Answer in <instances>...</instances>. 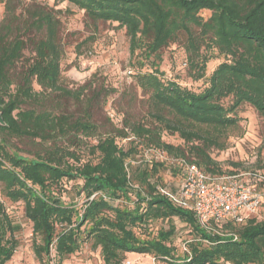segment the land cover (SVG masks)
<instances>
[{"label": "trees", "instance_id": "1", "mask_svg": "<svg viewBox=\"0 0 264 264\" xmlns=\"http://www.w3.org/2000/svg\"><path fill=\"white\" fill-rule=\"evenodd\" d=\"M67 1L94 23L117 22L125 27L133 56L158 54L184 31L189 50L198 53L199 39L208 38L226 59L201 91L165 80L160 62L154 61L152 70H141L137 76L138 85L148 94L153 122H126L100 133L90 109L103 91L106 94L103 87L87 98L82 116L75 117L54 102L71 96L82 102V96L88 95L86 86L69 88L63 78L60 21L49 11L37 10L28 28L34 25L41 35L26 39L14 33L18 16L11 0H6L9 19L0 27V112L6 122L0 125V183L6 198L24 203L33 232L41 239L34 242L37 258L50 256L51 250L55 257L64 258L91 239L106 264H121L129 252L151 254L167 264H264V219L246 215L240 222L228 219L216 225V231H208L191 209L168 194L178 190L184 171L178 183L164 182L159 174L162 162L136 159L143 144L185 158L190 153L194 159L189 162L214 176L242 173L224 172L210 151L228 148L235 132L244 135L238 115L243 103L258 111L264 131V0ZM203 10L212 12L209 18L200 15ZM191 24L200 28V36L194 35ZM30 45L32 54L18 70ZM208 61L203 56L196 78L205 76ZM229 97L232 100L226 105ZM164 131L178 133L189 149L164 141ZM96 135L97 142L87 145L95 159L83 160L80 149L85 139ZM131 136V142H138L130 147L118 141ZM16 141H29L33 149L24 150ZM247 173L251 175L246 178L261 175ZM65 180L81 181L76 185L77 193L86 199L81 207L63 199L60 190ZM258 185L263 187L264 180ZM174 218L186 222L193 235L180 255L174 245ZM153 220L170 226L152 232L148 226ZM18 228L0 205V264L11 260L18 246L14 236Z\"/></svg>", "mask_w": 264, "mask_h": 264}, {"label": "rangeland", "instance_id": "2", "mask_svg": "<svg viewBox=\"0 0 264 264\" xmlns=\"http://www.w3.org/2000/svg\"><path fill=\"white\" fill-rule=\"evenodd\" d=\"M17 19L13 23L14 33L20 32L27 39L28 37H39L41 32L32 25L35 13L44 9L54 14L60 21V37L64 49L61 63L62 75L69 88L77 89L86 86V94L83 101L75 96L57 97L54 102L59 108L75 117L82 116L86 112L87 98L91 97L95 90L101 87L106 90L98 96L90 109L93 121L99 126L100 133L107 132L113 127H123L126 122H141L151 124L153 117L149 107L148 94H146L137 83L139 71L152 70L154 61L160 62V70L164 73L165 80H175L181 85L195 91H201L207 84V79L219 63L226 59L219 55L218 49L213 47L207 38L200 41L198 53L195 49L189 50L190 41L184 31L177 33V36L164 46L158 54H152L146 58L142 54L133 56L130 51V41L126 34L125 27L117 22H92L85 11L72 5L67 0H11L10 2ZM211 11L203 10L200 15L205 19L209 18ZM9 15L6 8V0L0 1V27L8 22ZM194 35L200 36V28L191 24ZM32 54L31 45L25 51L24 61H20L17 69L21 70L26 60ZM203 56H208L205 76L196 78L200 73V64ZM35 89L40 87L35 83ZM231 98H226L227 105ZM238 115L241 117V127L244 135L240 136L235 132L229 140V146L225 150L212 149L210 154L217 161L224 172L256 171L264 175V141L263 119L258 111L249 103H243ZM97 135L85 139L81 147L82 159L87 160L95 156L90 154L88 146L97 142ZM164 141L181 148L189 149L186 142L178 133L164 131ZM133 136L127 139H118L125 147L138 142ZM24 150L33 149V143L29 141H16ZM139 153L136 159H152L162 162L159 174L164 182L178 183L184 171L183 160L191 161L194 156L190 153L188 158L171 155L161 149L147 147L143 144L138 146ZM81 181L63 182L60 190L63 199L68 202L74 200L81 207L85 202L83 194H78L76 185ZM0 205H3L12 221L19 225L14 236L18 246L6 264H51L52 259L56 264H106L101 254L100 247H95L93 240L87 239L82 243L80 250L64 258H57L53 250L48 257L38 259L34 251V242H40V237L33 232V224L26 217L23 202H12L2 194L0 183ZM258 219H264V204L254 214ZM173 225L176 227L174 245L176 254L180 255L187 250V240L192 238L190 227L179 218H174ZM170 224L163 220H153L148 229L156 232L159 228H169ZM144 229L138 228V232L145 235ZM167 264L163 260L155 259L151 254H140L129 252L125 255L121 264Z\"/></svg>", "mask_w": 264, "mask_h": 264}, {"label": "built area", "instance_id": "3", "mask_svg": "<svg viewBox=\"0 0 264 264\" xmlns=\"http://www.w3.org/2000/svg\"><path fill=\"white\" fill-rule=\"evenodd\" d=\"M183 164L180 186L168 194L181 207L191 209L199 225L208 231H216V225L228 219L240 222L246 215L256 214L264 202V186L258 185L264 175L246 178L251 173L242 172L214 176L195 162ZM51 264H56L54 259Z\"/></svg>", "mask_w": 264, "mask_h": 264}, {"label": "water", "instance_id": "4", "mask_svg": "<svg viewBox=\"0 0 264 264\" xmlns=\"http://www.w3.org/2000/svg\"><path fill=\"white\" fill-rule=\"evenodd\" d=\"M5 120H4V118H3V115H2V113L0 112V125H5Z\"/></svg>", "mask_w": 264, "mask_h": 264}]
</instances>
